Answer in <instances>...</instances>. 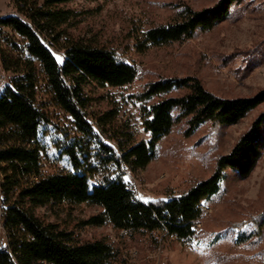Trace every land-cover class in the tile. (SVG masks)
Listing matches in <instances>:
<instances>
[{"label": "trees", "instance_id": "1", "mask_svg": "<svg viewBox=\"0 0 264 264\" xmlns=\"http://www.w3.org/2000/svg\"><path fill=\"white\" fill-rule=\"evenodd\" d=\"M71 1L17 0L20 15L0 17V33L7 45L0 49V63L13 73L0 91L1 218L12 251L0 248V264H131L107 241H83L74 230L36 214L38 208L61 204L98 207L100 212L83 225L110 224L129 235L161 231L190 243L203 216L202 205L220 191L226 171L247 177L263 154L261 114L232 150L218 157L211 176L179 195L140 200L126 173L144 169L175 124L186 120V136L207 122L237 124L264 103V89L253 96L227 98L205 88L195 76L151 81L141 92L125 97L149 135L140 139L129 119L120 122L118 104L91 110L94 97L89 90L123 88L134 82L137 69L117 49L69 32L77 18L66 7ZM241 1L219 0L201 10L185 6L173 22L147 29L136 46L144 51L190 39L198 31L212 29ZM52 47L63 51V61ZM60 114L71 117L68 125L54 121ZM50 128L56 135L53 144L69 168L45 169L43 137ZM246 224L252 230L237 242L262 235L264 210L238 226Z\"/></svg>", "mask_w": 264, "mask_h": 264}, {"label": "rangeland", "instance_id": "2", "mask_svg": "<svg viewBox=\"0 0 264 264\" xmlns=\"http://www.w3.org/2000/svg\"><path fill=\"white\" fill-rule=\"evenodd\" d=\"M219 0H73L66 7L77 14L69 32L75 37L95 40L115 48L137 69V76L123 88L93 87V111L110 104L121 106L120 122L130 120L138 138H149L139 114L125 97L141 92L147 83L163 77L195 76L205 88L221 97L253 96L264 89V0H242L230 14L192 38L167 45L138 50L147 29L173 22L185 6L194 10L212 7ZM20 15L17 0H0V17ZM9 33V29L3 28ZM0 33V49H6ZM59 61L63 51L52 47ZM13 77L0 63V91ZM264 114V103L239 123L218 126L210 122L186 136V120L174 125L157 144L156 157L142 170L127 171L125 179L136 196L145 202L179 195L200 180L211 176L219 156L228 154L252 123ZM58 115V114H57ZM71 117L60 114L55 122L68 125ZM50 128L43 137L46 170L69 168L66 157L54 146ZM97 177L91 180L93 184ZM264 210V150L255 169L241 177L228 169L220 191L205 204L190 243L161 231L150 235H123L110 224L83 225L100 212L88 204L42 207L36 214L46 222L74 230L81 240L102 239L120 251L131 264H264V229L259 238L244 242L236 239L252 230L251 224L238 226ZM1 239H5L2 230Z\"/></svg>", "mask_w": 264, "mask_h": 264}, {"label": "built area", "instance_id": "3", "mask_svg": "<svg viewBox=\"0 0 264 264\" xmlns=\"http://www.w3.org/2000/svg\"><path fill=\"white\" fill-rule=\"evenodd\" d=\"M1 207H2V201H1V199H0V218H1V212H2ZM202 209H203V212H204L205 205H202ZM198 223H199V221L196 223V226H197ZM195 228H196V227H195ZM0 233H1V227H0ZM127 233H128V231H126V230H123V231H122V234H123V235H127ZM186 243L188 244V242H186ZM0 248H6L7 251L10 252V253L12 254V251L9 250V247H5V246H3L2 241H1V235H0ZM12 258H13L14 261H16V258H15L14 255H12Z\"/></svg>", "mask_w": 264, "mask_h": 264}, {"label": "bare ground", "instance_id": "4", "mask_svg": "<svg viewBox=\"0 0 264 264\" xmlns=\"http://www.w3.org/2000/svg\"><path fill=\"white\" fill-rule=\"evenodd\" d=\"M0 227H1V231L4 230V228L2 226V218H0ZM1 241H2L3 246L9 247L8 240H7V237L6 236H5V239H1ZM3 249L4 250H7L6 248H3Z\"/></svg>", "mask_w": 264, "mask_h": 264}]
</instances>
